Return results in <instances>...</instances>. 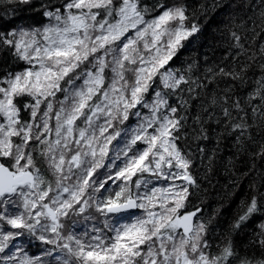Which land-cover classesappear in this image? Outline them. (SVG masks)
Here are the masks:
<instances>
[{"label": "snow or ice", "instance_id": "obj_1", "mask_svg": "<svg viewBox=\"0 0 264 264\" xmlns=\"http://www.w3.org/2000/svg\"><path fill=\"white\" fill-rule=\"evenodd\" d=\"M18 3L46 22L0 32V49L27 65L0 75V264H253L240 256L232 232L264 212V192L253 185L213 253V218L204 219L199 206L189 209L199 187L195 153L178 141L207 140L204 125L212 121L238 142L255 143L249 129L264 119V75L246 96L234 88L248 84L264 43L248 55L247 37L230 28L231 62L206 68L201 79L195 61L173 66L201 30L183 0ZM259 20L254 33L264 31V10ZM217 77L236 83L201 105L206 115L198 113L189 132L198 89L219 84ZM253 155L264 159V143ZM73 217L96 223L66 233L65 220ZM259 227L254 243L264 247V222ZM35 242L50 246L44 255L51 259L28 254L25 246Z\"/></svg>", "mask_w": 264, "mask_h": 264}, {"label": "trees", "instance_id": "obj_2", "mask_svg": "<svg viewBox=\"0 0 264 264\" xmlns=\"http://www.w3.org/2000/svg\"><path fill=\"white\" fill-rule=\"evenodd\" d=\"M145 2L151 4L155 0H145ZM167 2L171 5L176 0H167ZM183 2L189 10L187 15L191 16L195 10V22L200 25L201 30L184 42L185 46L174 58L173 66L178 70L195 61L194 72L203 79L206 68L215 69L216 65L229 64L236 51L231 47L230 28L247 37L245 47L251 46L248 55H251L252 51H258L259 45L264 43V31L257 28L256 33L259 35L251 31L253 21L260 22L259 13L264 10V0H215L218 7H212L214 0H183ZM33 3L38 5L40 0H33ZM201 5H204L207 10L205 11ZM41 22H46L44 17L30 6L19 4L18 0H0V32L6 33L17 28L40 26ZM239 59L251 63L245 56H240ZM255 60L256 62L252 63L248 69L250 77L248 84L234 88L236 96H246L256 87L254 81L264 75V68H261L264 54H258ZM25 67H27L26 63L15 57L11 50L0 49V75L20 71ZM217 80L219 84L213 82L206 88L198 89L201 96L192 101L193 106L188 111L189 132L191 127L196 126L192 124L196 115L198 113L206 115L201 113V105H206L211 96L220 93L226 84L236 83L220 77H217ZM175 99L174 97L173 100ZM249 117L255 119V115L250 110ZM25 118H27L26 114ZM204 127L208 129L207 140H197L190 136L187 140L178 141V144L182 148L190 146L195 153L191 171L199 187L194 189L195 195L190 197L189 209L199 206L203 209L204 219L213 218L209 239L212 244L211 251L215 253L219 251L217 246L222 243V238L232 232L233 222L254 195L253 185L260 192H264V159L253 155L260 151V146L264 143V119L257 121L249 129L255 143L246 137H241L238 142L236 134L227 131L223 124L208 121ZM197 145L204 148L203 153L198 151ZM40 167L45 177L51 179L47 166L41 163ZM262 222H264V212L255 214L239 230L232 232V238L240 256L247 257L253 264L264 260V247L254 243L260 238L258 233L261 231L259 225ZM94 223L96 221H85L83 217H73L72 220H65V232L73 231L82 234L86 228L90 230V226ZM47 247L50 246L41 245L39 242L25 246L28 254L41 255L45 260L49 258L44 255Z\"/></svg>", "mask_w": 264, "mask_h": 264}, {"label": "rangeland", "instance_id": "obj_3", "mask_svg": "<svg viewBox=\"0 0 264 264\" xmlns=\"http://www.w3.org/2000/svg\"><path fill=\"white\" fill-rule=\"evenodd\" d=\"M155 183H157L158 186H162L163 184H165V181H154ZM177 183H181L180 181H177ZM30 255V254H29ZM51 259V257L48 258V260Z\"/></svg>", "mask_w": 264, "mask_h": 264}]
</instances>
